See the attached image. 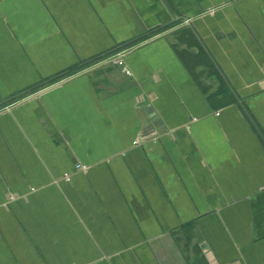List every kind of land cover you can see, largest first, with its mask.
<instances>
[{"label":"crops","instance_id":"0c3cea01","mask_svg":"<svg viewBox=\"0 0 264 264\" xmlns=\"http://www.w3.org/2000/svg\"><path fill=\"white\" fill-rule=\"evenodd\" d=\"M0 264H264V0H0Z\"/></svg>","mask_w":264,"mask_h":264},{"label":"trees","instance_id":"16d2710c","mask_svg":"<svg viewBox=\"0 0 264 264\" xmlns=\"http://www.w3.org/2000/svg\"><path fill=\"white\" fill-rule=\"evenodd\" d=\"M168 27H170L169 25L167 26H163V27H158V28H156V29H154V30H152V31H150L148 34H145V36H142V37H140V38H136V39H134V40H131V41H129V42H127V43H125L124 45L127 47V46H131V45H134V44H136V43H138V42H140V41H142V40H144V39H146V38H149V37H151V36H153V35H156V34H158V33H160L161 31H163V30H165V29H167ZM182 33L181 34H179V41L180 42H183V43H189V45L191 44V42H192V35H193V33L191 32V31H189V30H187V29H184V30H182L181 31ZM190 35V36H189ZM191 38V39H190ZM194 40V39H193ZM124 46V47H125ZM184 51L185 50H183V51H181L180 52V55H181V57H183V59H184V61H185V63L188 65V66H193V64H195V63H198V62H200V58H201V56H199V55H192L191 56V59H189V55L188 54H190V53H184ZM192 59H193V61H192ZM94 62V61H93ZM93 62H91V63H86V64H83V65H80V66H78V67H76V68H73L72 70H70L69 72H67V73H65V74H63L62 76H60V77H58V78H56V79H60L61 77H64V76H68V75H72L74 72H77V71H79V70H81V69H83V68H85V67H87V66H89V65H91V64H93ZM196 65V64H195ZM56 79H54V80H56ZM54 80H52V81H54ZM229 95V94H228ZM230 96H231V94H230Z\"/></svg>","mask_w":264,"mask_h":264},{"label":"built area","instance_id":"2783aa9c","mask_svg":"<svg viewBox=\"0 0 264 264\" xmlns=\"http://www.w3.org/2000/svg\"><path fill=\"white\" fill-rule=\"evenodd\" d=\"M122 54L120 53L118 56H115V61L119 64V65H123V59H122ZM126 72L128 71V70H125ZM143 137L142 136H138L135 140H134V142H133V144L134 145H137V144H141L142 143V141H143ZM75 170H77V171H83V172H87L88 170H89V165H87V164H84V163H77L76 164V166H75ZM70 178H71V173H66L65 175H64V179L65 180H70Z\"/></svg>","mask_w":264,"mask_h":264},{"label":"rangeland","instance_id":"374dc122","mask_svg":"<svg viewBox=\"0 0 264 264\" xmlns=\"http://www.w3.org/2000/svg\"><path fill=\"white\" fill-rule=\"evenodd\" d=\"M120 53L122 54L123 52H118V53L114 54L113 56H118ZM112 58H114V57H111V58L108 57V58H106L105 60H109V59H112ZM98 63H99V62H96V63H93V64H98ZM93 64H92V65H93ZM118 65H119V64H118Z\"/></svg>","mask_w":264,"mask_h":264}]
</instances>
